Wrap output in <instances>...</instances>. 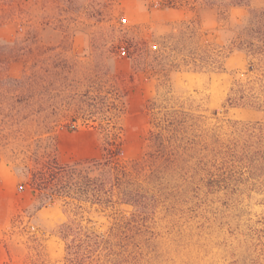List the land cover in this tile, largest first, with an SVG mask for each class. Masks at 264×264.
I'll list each match as a JSON object with an SVG mask.
<instances>
[{
    "label": "rangeland",
    "instance_id": "1",
    "mask_svg": "<svg viewBox=\"0 0 264 264\" xmlns=\"http://www.w3.org/2000/svg\"><path fill=\"white\" fill-rule=\"evenodd\" d=\"M261 8L264 0H250L249 7H230L226 0H0V264H33L35 248L40 264H67L56 234L66 220L64 203L55 200L35 211L40 203L26 186L24 158L44 147L48 135L61 163L99 158L104 145L102 131L91 122L59 124L47 134L24 116L13 118L19 105L10 100V78H20L36 60L59 56L72 63L80 85L72 84L81 91L86 72L126 78L116 149L124 161L140 160L151 148L154 120L145 105L155 98L185 102L198 114L195 135L227 140L236 135V123H264L261 42L252 34L232 48L235 34L252 28L244 17ZM178 28L177 53L168 55L178 69H139L120 50L121 34L170 43ZM10 44L24 50L14 60ZM201 54L213 59L200 60ZM246 82L256 87L254 97L247 93L242 106L226 103L230 89ZM152 171L144 183L150 203L144 214L119 205L110 217L87 215L100 232L114 218L122 222L116 241L121 264H264V172L232 168L208 150L188 152L179 163H161Z\"/></svg>",
    "mask_w": 264,
    "mask_h": 264
},
{
    "label": "trees",
    "instance_id": "2",
    "mask_svg": "<svg viewBox=\"0 0 264 264\" xmlns=\"http://www.w3.org/2000/svg\"><path fill=\"white\" fill-rule=\"evenodd\" d=\"M226 1L230 7H249L250 3V0ZM244 20L246 28H252L235 34L232 48L236 43L243 44L244 37L253 34L254 39L261 42L259 53H264V8L251 9ZM179 32L180 28L173 32L170 43L167 39L138 40L121 34L120 50L139 69L154 68L153 65L178 69L180 64L169 60L168 55L177 53L175 34ZM8 47L9 60L16 59L24 51L18 44ZM211 56L201 54L199 59H213ZM222 57L219 50L215 63L220 65ZM149 59L153 64H148ZM71 66L70 60L64 56L36 60L20 78L8 80L10 100L19 105L11 115L13 118L24 116L47 134L59 124L74 128L75 123L82 120L96 124L104 137L99 158L61 163L56 155V143L50 135L44 147L38 146L24 158L22 169L27 177L26 186L36 194L40 203L35 211L55 200L64 203L66 220L57 226L56 234L64 242L67 264H121L116 241L122 222L114 218L113 225L100 232L87 215L110 212L105 214L110 217L117 214L119 205H130L136 209V214H144L150 207L146 195L148 188L144 183L161 163H179L188 152L208 150L220 163H228L232 168L264 172V123H236L233 129L236 135L227 140L215 135L209 138L195 135L200 128V116L185 107V102L162 97L147 101L145 105V110L154 120L153 129L149 132L150 150L140 160L119 159L116 153L120 140L117 119L124 110L126 78L111 77L104 70L95 74L86 72V89L81 91L72 84L80 85L73 79ZM263 86L264 82L259 85ZM255 90L250 82L236 83L230 89L231 95L226 103L242 106L247 93L254 97ZM250 103L262 106L257 101ZM11 106V110L15 109ZM30 162L32 166H29ZM34 253L31 257L33 264H40L41 251L35 248Z\"/></svg>",
    "mask_w": 264,
    "mask_h": 264
}]
</instances>
